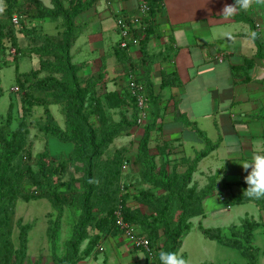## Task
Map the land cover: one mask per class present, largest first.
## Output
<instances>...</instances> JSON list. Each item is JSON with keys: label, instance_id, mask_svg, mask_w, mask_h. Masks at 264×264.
Returning <instances> with one entry per match:
<instances>
[{"label": "trees", "instance_id": "16d2710c", "mask_svg": "<svg viewBox=\"0 0 264 264\" xmlns=\"http://www.w3.org/2000/svg\"><path fill=\"white\" fill-rule=\"evenodd\" d=\"M66 1L69 3L67 6ZM143 1L150 9L144 18L147 26L144 29L145 37L141 40L144 76L143 81H137L144 82L147 87L154 121L145 127L136 156V162L143 164L145 168L141 174L142 183L149 185V188L140 189L134 196V201L139 206L149 208L151 213L143 212L141 208L129 207L126 203L127 194L119 201L118 194L122 192L120 185L124 162L123 149L116 151L112 158L103 159L114 140L130 127L137 125L138 109L135 99L127 88L123 96L111 91L98 97V88L103 86L105 81V70L84 80L79 76L81 67L73 62L71 55L75 42L84 31V26L77 23V17L90 9L95 0H50L51 7L45 5L42 0H0V13L4 15L0 17V57L6 53V45L10 42L16 47L17 56H27L30 64L35 63V59L38 62L31 70L25 72L20 70L22 64L15 66V83L18 85L16 90L25 89L24 101L27 109L38 104L45 106L46 122L40 129L46 138H54L73 146L68 157L63 156L59 161H54L45 150L36 156V170L29 164L20 167L19 161L31 156L30 150L25 151L28 131L23 123L16 129H11L10 105L7 124L0 127V264H40L38 261L28 262V236L33 229L31 224L18 221L17 248L12 240L14 208L19 197L26 202L45 199L58 215L63 213L65 207L80 210V216L72 236L65 244V254L62 257L57 255L55 244L59 224L49 222L47 235L52 243L53 264H78L85 256H89L101 239L100 234L91 237L89 228L95 224L97 227L101 226L103 219L110 217L114 229L119 230L115 217V212L119 209L124 220L137 225L141 235L149 240L159 264L157 253L161 250L179 253L183 238L191 229L190 220L203 216V201L214 194L216 180L213 177L207 186L198 189L197 185L193 184V175L197 171L198 163L212 152L215 145L197 129L206 141V148L196 152L184 172H178L176 169L168 172L167 166L158 165L150 153L151 134L156 130L161 118L159 106L162 101V96L154 90L150 73L152 65L162 59L164 54L160 52L149 55L146 46L149 39L158 34L153 19L163 9L164 4L157 0ZM14 15L20 19L18 33L14 32L17 27L12 23ZM44 21L53 26L54 33L46 30ZM18 35L26 40V48L19 47L18 40L21 38H18ZM115 55L124 70L128 69L126 75L134 72L129 51L116 48ZM99 76L104 81L98 82ZM178 85L180 81L176 74L162 76L163 88ZM2 92L0 86V94ZM125 100L134 106L132 121L126 116L122 117L120 122L104 119V102L112 108L124 104ZM88 102L95 103L94 110L87 108ZM51 105L62 106L66 118L64 127L54 118ZM87 110L98 117L101 126L90 124ZM176 119L183 121V116L179 115ZM183 122L187 126L193 125L185 118ZM69 168L81 170L82 175L77 178L72 175L66 186L62 175ZM26 182L33 186L31 193L25 192ZM247 187L248 185H245L240 194L232 196L231 201L253 202L264 210V197H249L245 192ZM157 191L162 193L157 194ZM119 203L122 208L117 209ZM101 214H105V217L96 222ZM175 215L176 220L173 222ZM259 226L260 224L254 221L244 219L239 227H229V235L220 228H204L200 225L199 229L206 238L241 252L247 260L246 264H259L260 250L253 245ZM87 239L90 244L83 257L80 249ZM160 241L162 245L156 248ZM181 256L187 259L184 254Z\"/></svg>", "mask_w": 264, "mask_h": 264}, {"label": "crops", "instance_id": "0c3cea01", "mask_svg": "<svg viewBox=\"0 0 264 264\" xmlns=\"http://www.w3.org/2000/svg\"><path fill=\"white\" fill-rule=\"evenodd\" d=\"M139 4L140 0H112V6L107 7L101 0H95L90 9L77 17L84 32L71 55L81 67L80 77L95 74L91 73L93 67L99 71L104 58L109 63L105 70L108 79L121 74L124 66L115 64L120 40L115 31L116 16L123 13L137 17ZM229 4H234V0H165L163 9L153 19L158 34L146 46L149 55L164 54L152 65L150 73L156 94L162 96L156 130L164 139L166 136L175 139L191 156L206 148V141L197 129L215 145L198 164L207 159L214 162L212 168L207 165L210 168L207 171H213L218 187L215 195L224 197L221 186L230 192L227 210L229 205L253 203H233L231 198L247 185L242 163L250 161L254 154H264V0H250L247 10L238 9L225 15L223 9ZM141 46L131 47L130 53L134 72L143 81ZM171 74L178 76L180 85L163 88L162 76ZM122 79L119 85L123 86L126 79ZM113 83L119 86L118 81ZM179 115L193 125L177 120ZM235 188L240 192L233 193ZM212 196L203 201V216L195 217L199 226L213 214H220L221 210H212L210 201L217 199ZM256 209L260 221L248 213L242 220L254 221L260 224V229L264 227V210L257 205ZM110 243L120 259L133 248L129 241L122 247ZM132 258L139 261L136 255Z\"/></svg>", "mask_w": 264, "mask_h": 264}, {"label": "rangeland", "instance_id": "374dc122", "mask_svg": "<svg viewBox=\"0 0 264 264\" xmlns=\"http://www.w3.org/2000/svg\"><path fill=\"white\" fill-rule=\"evenodd\" d=\"M42 1L45 5L47 4V6L51 7L50 0ZM101 1L103 5L107 6L106 0ZM1 16L4 15L0 13V17ZM19 27L20 25L14 29L15 33H18ZM45 28L49 33H54L53 26L49 23L45 24ZM115 31L120 38L118 31L116 29ZM18 38H21L18 40L19 47L26 48V40L21 35H18ZM117 46L119 49H121L120 40L117 42ZM6 47V53L2 57H0V86L3 90L2 94H0V127L7 124L8 111L10 109V105H12L11 129H16L21 123L25 124L28 131L26 135L25 151L30 150L31 153V156L28 155V159L25 158L23 160H20L18 165L20 167H23L26 164H29L33 167L34 170H36L35 159L37 154L47 150L50 157L54 161H59L63 156L68 157V154L72 151L73 146L72 144L62 143L54 138H46V136L40 129L41 126L46 122L45 106H41L40 104H38L36 106L30 107V109H27L28 106L24 101V96H26L25 89L24 91L16 90V87H18V85H16L15 83V66H18V64L21 66L22 64L20 70L25 72L31 70L32 67L36 66V64L38 63L37 60L35 59V63L30 64L26 59L27 56H17L16 47L13 44L8 42ZM101 62L102 66L100 67L99 71H97V69L95 70V67H93L91 73L94 72L95 74L89 76H81L82 79L86 80L90 76H97L99 73L104 72V70L107 69L109 63L106 62L105 58L101 60ZM115 64L117 66H121V63H119L118 60L115 62ZM116 65H113L112 68H116ZM107 72H104L105 81L102 80L100 76V78H98V82L104 81L103 86H100L98 88V97H102L103 94L111 91H116L119 95L122 94L123 96L127 88V75L125 74V70H123L120 75H115L113 79L107 78ZM120 79H122V81L126 79L125 85H119L122 84ZM113 81H118L119 86L114 84ZM109 84H111L110 87H108ZM104 85L106 86L104 87ZM101 99L103 100V98ZM94 106L95 103L88 102L87 108H92V110H94ZM103 106V116L105 117L104 119H108V121L110 120L112 122H120L122 117L125 116L129 121H132L134 118V106L132 103H129V101L126 102L125 100V103L120 105L119 107H108L106 106L105 102L103 103ZM50 109L58 124L61 127H64L66 118L62 112V106L51 105ZM86 113L92 126H101V123L98 122V117L94 116V114L92 115L89 110H87ZM152 115L153 112L151 110V117L149 116V118L146 119L143 124L137 123V125L130 127L120 137L116 138L113 144L110 146L108 152L103 157V159L112 158L116 151L123 149L124 162L122 164V178L120 185L122 192L118 194L119 201L124 198V194H127V205L131 208H141V210L146 213H151L152 211L147 207L139 206L134 201V196L137 195V192L140 189L149 188V185L142 183L141 174L145 170V168L143 164L136 162V156L138 145L144 133L145 127L154 121ZM165 139L158 132V130H154V132L151 134L150 141L151 155L155 157L158 165L165 164L167 166L168 172L173 169H176L178 172H184L189 165V161H191L195 156L188 155V153H186L182 149V145L180 143L176 144V140L171 139L170 136H166ZM212 164H214V162H212V160L210 159L204 160L203 163L198 164L197 171L193 175V184H196L198 189L207 186L211 178H213V171L211 170V173L207 171L210 170V168H207V165H210L212 168ZM209 173L211 175H209ZM72 175L76 176L77 178V176L79 177L82 175V172L81 170L77 171L73 168H69L64 171L62 175V181L66 183V186H68V181L70 180ZM215 188L218 189L217 184ZM219 188H221L220 190H222L224 197L213 194L214 197L217 196V199H211L213 201H210L209 199L208 200L213 207L212 210H221L220 214L215 213L207 220L201 221V225L203 227L212 229L221 228L223 229L224 233L229 235V227H239L242 218L245 217V213L254 216L257 221L261 220V215L258 213L256 205H254L253 203L245 205H229L230 209H225L226 204H228L230 201H228V195L230 194V192L225 191L223 186ZM235 189L236 190H234L233 193L237 194V191L238 193L240 192L239 189ZM32 190L33 186L26 182L25 192L31 193ZM160 193L162 192L157 191V194ZM119 208H122L121 203L118 204L117 209ZM95 211H97V209ZM79 216V209L71 210L70 208L65 207L63 213H61V215H58V212L52 210L51 204L45 199L31 200L29 202H26L22 197H19L15 203L14 216L12 221L13 243L17 248L19 235L17 226L18 221H22L23 224H31L33 226V229L28 236V262L38 261L40 264H53L52 243L47 235L49 222L53 221L58 222L59 224V229L55 238V244L57 255L62 257L65 254V244L72 236L74 226L76 225ZM104 217L105 214L99 215L96 222ZM110 220V217L103 219V221L101 222V226L97 227V225L95 224V226L89 228L91 237L100 234L101 239L99 240L95 251H93L89 256H85V250L90 244V240L87 239L86 241H84L80 250L81 255L85 257L78 264H157L155 255L150 257L149 254L144 250L137 251L133 248L129 251L128 256L120 259L110 242H114L113 245L115 247H122L123 245L128 243V241L120 230L114 229V223L113 221L110 223ZM175 220L176 215L173 218V222H175ZM199 223V219L197 218L190 220L191 229L189 233L184 236L181 248L179 250L180 255L184 254L186 256L188 264L247 263L244 255L238 250L220 245L219 243L206 238L198 228ZM101 228H103V230H100ZM162 241L157 243L155 247L157 248V246L162 245ZM253 245L258 247L260 250L259 264H264V227L256 230ZM133 255H136L138 257V262L132 260Z\"/></svg>", "mask_w": 264, "mask_h": 264}, {"label": "built area", "instance_id": "2783aa9c", "mask_svg": "<svg viewBox=\"0 0 264 264\" xmlns=\"http://www.w3.org/2000/svg\"><path fill=\"white\" fill-rule=\"evenodd\" d=\"M107 6H112V0H106ZM162 5L165 0H157ZM150 7L146 2L140 0L138 16L131 17L120 13L116 16V29L120 36V48L130 52L131 47H140L141 40L145 37V27L147 26L144 18L148 14ZM20 19L17 15L12 18V23L19 26ZM259 28L260 25H257ZM139 78L135 72H129L127 76V89L136 101L138 109V124H143L146 119L151 117V104L146 85L137 81ZM116 224L125 238L132 244L134 249L144 250L150 257L154 256V251L150 247L149 240L141 235V230L137 225L129 224L124 220L121 210L115 212Z\"/></svg>", "mask_w": 264, "mask_h": 264}, {"label": "clouds", "instance_id": "9594fccd", "mask_svg": "<svg viewBox=\"0 0 264 264\" xmlns=\"http://www.w3.org/2000/svg\"><path fill=\"white\" fill-rule=\"evenodd\" d=\"M250 0H234V4L226 5L223 14L228 15L236 10H247ZM253 35H255L253 33ZM247 172L244 177L248 185L245 192L253 199L264 197V154H254L250 161L242 163ZM250 169V171H248ZM159 264H188V261L176 251H159L157 253Z\"/></svg>", "mask_w": 264, "mask_h": 264}]
</instances>
